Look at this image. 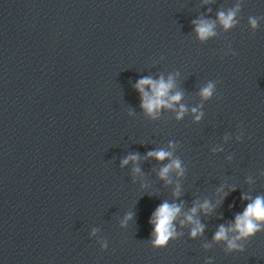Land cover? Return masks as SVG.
<instances>
[{
    "label": "clouds",
    "instance_id": "1",
    "mask_svg": "<svg viewBox=\"0 0 264 264\" xmlns=\"http://www.w3.org/2000/svg\"><path fill=\"white\" fill-rule=\"evenodd\" d=\"M218 21L225 30L232 28L236 24L235 16L236 10H229L227 13L221 11L217 13ZM250 25L255 28L257 26V20L255 18H249ZM194 31L197 37L201 41H205L216 35L215 27L216 22L210 20H198L193 21ZM137 91L141 94V107L147 115L155 118L159 110L162 108L174 109L175 105L183 99L181 92H172L174 88V81L172 77H169L165 81L162 77L159 80H153L151 77H145L137 81L135 85ZM147 89V90H146ZM215 85L209 82L205 87L201 88L200 96L202 99H210L214 93ZM186 106L180 105L177 111L176 118L182 119ZM195 115V119L198 121L201 118L202 113L198 108H192L191 110ZM150 158H155L157 161H164L172 156V153L165 150L150 151L147 153ZM138 154H132L126 157L122 161V166L129 163V161H138ZM176 170L178 175L183 174L181 168V162L178 159H172L171 162L165 165L160 170V178L167 180L170 171ZM135 172H139V168L134 169ZM169 183L171 181H168ZM175 195H179V187ZM242 199H245L242 197ZM199 208L206 213L210 211L209 203L207 201L204 204L199 205ZM181 212V207L176 204H169L167 202L162 203L153 213L149 223L153 227L152 241L154 247H164L167 245L170 238L176 235L174 221L177 219ZM197 212V207H193L189 214L186 215L185 220L181 221L183 224L185 221L193 225L191 229V236L194 238L203 233L204 226L199 220L194 219ZM130 218V217H128ZM264 227V197L257 196L251 203H248L245 210L241 214H237L234 223L225 227L219 226L215 232L213 239L217 242L226 241L229 251H243V245L237 243L238 240L249 239L253 237L261 228ZM235 232L236 236L229 239L228 233Z\"/></svg>",
    "mask_w": 264,
    "mask_h": 264
}]
</instances>
